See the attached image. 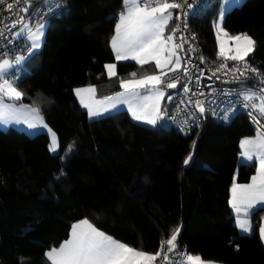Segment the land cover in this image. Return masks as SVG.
<instances>
[{
  "label": "trees",
  "instance_id": "trees-1",
  "mask_svg": "<svg viewBox=\"0 0 264 264\" xmlns=\"http://www.w3.org/2000/svg\"><path fill=\"white\" fill-rule=\"evenodd\" d=\"M56 2L63 12L48 21L40 52L27 60L31 69L11 76L25 93L20 103L39 110L58 148L49 151L46 131L31 136L0 127V264H50L45 252L85 219L141 251L156 253L180 227L177 249L188 254L216 264H264L257 234L264 210L250 217L245 235L229 207L233 177L245 184L256 170L238 159L241 140L256 132L247 116L205 120L186 137L173 127L136 124L125 112L90 121L74 89L94 86L96 98L112 96L122 91L121 79L150 75L152 65L119 63L117 75L106 76L123 0ZM219 12L220 0H203L189 22L209 62L218 59ZM223 29L254 38L247 61L264 73V0H243L226 13Z\"/></svg>",
  "mask_w": 264,
  "mask_h": 264
},
{
  "label": "snow or ice",
  "instance_id": "snow-or-ice-1",
  "mask_svg": "<svg viewBox=\"0 0 264 264\" xmlns=\"http://www.w3.org/2000/svg\"><path fill=\"white\" fill-rule=\"evenodd\" d=\"M47 6L48 12L59 15L55 12V8L59 7L55 0H43ZM35 0H0V6H3L4 11L16 13L23 12L25 15L29 9L34 6ZM242 0H226V5L221 9V18L231 8L238 7ZM187 10H184V9ZM193 3L189 0H123V9L119 14V22L115 28V34L112 36L110 44L115 53L116 61H135L138 65L148 64L150 61L155 62L158 74L142 75L136 79V73L130 75L131 80H120V88L122 91L116 92L112 96H106L102 101H94L100 107L94 108L91 104L84 101L83 93L91 95L95 94V87L88 86L85 88L74 89L77 97L80 98L82 106L88 109L89 118L100 117L104 113H109L111 110L117 109L118 105H127L128 111L132 114L133 120L143 121L150 125H157L166 117V109L161 105V99L167 94L162 90L161 85L168 89H177L180 85L182 71L184 78L188 82L182 85L185 94L191 93L188 96V102L194 104L197 111L204 115L207 109L204 106V101L200 99L192 100V96H204V92H195L190 87L193 81V69L199 75L195 76V82L200 83L201 77L204 75V69L193 64L190 53H194L196 48L188 44V40L181 37V42L176 43L174 37L181 29V25L171 29V33L165 35L166 28L170 22L184 19L183 27L187 28V17L193 15L191 10ZM172 10H182L175 15ZM39 11V9H37ZM10 23L0 27V38L8 39L5 35L10 32L12 40L22 38L28 42L27 53L16 55L14 59H0V121L9 118L16 111L13 106L4 103V97L10 100L20 101L25 95L18 89V77L16 80L9 79L10 69L13 65H22L28 60L31 55L41 48L45 36L47 22L38 24L35 30H32L29 24L25 23L24 15H17L16 19L6 17ZM2 23V21H0ZM22 25L18 31L12 32L17 25ZM217 28V43L219 51L217 58H224V62L220 63L215 69H210L212 76L219 79L217 73L223 75L232 74L231 80H226L225 83H237L245 85L247 81L257 78L260 84H264V73H261L256 67L248 63L247 59L254 52L256 41L247 33L238 34L235 36L225 32L221 27L220 22L214 25ZM27 29V35H24V30ZM220 33L226 39H221ZM195 39V37H193ZM12 40H8L12 43ZM188 44L187 58L181 57L180 52H184V45ZM232 60L238 62L237 66L228 67L227 61ZM201 64L205 63L203 56L199 57ZM239 64L243 66L240 67ZM191 65V68L189 67ZM105 70L111 78L117 75V65L115 63L106 64ZM252 75H249V74ZM171 74V75H169ZM211 79V77H209ZM140 89L147 90V95L141 93ZM240 89L230 90L239 91ZM173 97L167 95V100L171 101ZM245 101L244 106L250 107L252 111L249 113L257 123V135L254 138H244L241 140L242 148V164L246 162L247 166H256V173L251 177V182L247 184L236 183V178L233 177L231 188V198L229 205L236 214V226L244 233L252 231L250 217L256 210H264V126L260 125V119L255 115L259 112L260 116L264 117V87L259 91L255 89H247L243 95ZM183 104L184 101L182 100ZM23 107H27L26 105ZM31 112L35 114L34 118L37 123H32L25 120L29 128L37 127L47 128L42 117H39V110L32 108ZM215 114V111H213ZM225 120L229 116L225 114ZM170 119H175L170 117ZM190 119L196 120L193 114ZM17 123L20 121L17 119ZM184 124L188 125L185 120ZM198 126V125H197ZM190 128L191 125H188ZM51 134V143L49 145L50 152H56L58 142L56 135L52 130L48 129ZM185 131V128H181ZM193 141V148L195 147ZM71 147V146H70ZM193 158L190 152L183 160V165L188 166ZM63 159V158H62ZM64 173L61 172V176ZM60 177H56L58 180ZM180 227H177L166 240H161L160 249L156 253H149L130 247L129 245L113 239L111 236L98 230L87 219L72 225V230L69 239L63 241L59 247H52L45 252V257L50 264H154L158 257L163 254L165 264H213L211 261H204L200 255H191L186 251L180 252L182 259L173 260L168 255L178 247V236ZM260 238L264 241V224L259 228ZM167 245L165 251L164 246Z\"/></svg>",
  "mask_w": 264,
  "mask_h": 264
},
{
  "label": "built area",
  "instance_id": "built-area-1",
  "mask_svg": "<svg viewBox=\"0 0 264 264\" xmlns=\"http://www.w3.org/2000/svg\"><path fill=\"white\" fill-rule=\"evenodd\" d=\"M189 2L193 3V9L189 10L193 15H190L187 17V28L183 27L184 19L176 20V25H181V29L178 33H176V36L174 37V41L176 43L181 42V37H184L188 40V44L193 45L196 48V51L194 53H190L191 59L193 64L198 66L199 68L204 69V75L200 79V83L197 84L195 82V76L199 75L198 72H195L193 69V81L190 84V87L193 91L199 93L204 92V96H192L191 99L194 101L196 99H200L204 101V106L207 109V111L204 113L203 116L197 111L194 104H191L188 102V96L191 95L185 94L183 92L182 85L186 82V78L183 76V72L181 71L179 75L181 76L180 85L177 89H170L166 92L167 95H171L173 99L171 101L167 100V95L164 98V101L162 103V107L166 109V117L163 121L158 122L155 126H169L176 129L180 134L183 136H188L190 133H192L194 130L199 129L203 122L205 120H211L215 122H227L229 121L233 115H235L238 112H241L245 114L250 121V123L253 125L255 131L257 132L258 125L254 122L253 117L249 115V113L252 111L250 107H245V101L243 100V95L247 89H255L257 92L261 88V84L259 83V80L257 78H253L246 82L245 85L237 84V83H225L226 80L232 79V74L229 73L228 75H223L222 73H217V76H219V79L212 76V73L210 69H215L218 67V65L222 62H224V58L221 57L217 59L216 62H209L205 60V63L201 64L199 61V57L202 56L200 53V48L197 43L196 38L193 39L194 35L190 31L189 28V22L192 16L196 14V12L201 8V5L203 4V0H189ZM55 3L56 0H55ZM58 4V3H57ZM59 5V4H58ZM39 9V11H37ZM184 10H187L186 8ZM182 10H176L177 12H180ZM56 13H62L63 8L59 5V7L55 8ZM59 14V15H60ZM17 15H24L25 16V23L29 24L30 28L32 30H35L36 26L38 24L48 22L52 17L58 16L52 13L48 12L47 6L44 4L43 0H35L34 6L29 9V12L27 15L23 12L16 13L8 12L3 10V6H0V27H3L4 24L10 23L9 20H6V17H11V19H16ZM20 28H22V25L18 24L15 29H11L12 32L18 31ZM5 35L8 37V39L0 38V59L2 58H10L14 59L16 55L21 54H28L27 53V42L22 38H17L15 40H12L10 32H6ZM8 40H12V43H9ZM188 44L184 45L185 51L180 52L179 54L181 57L187 58L188 53ZM228 67H234L238 65V62L229 60L227 61ZM240 67H242V64H239ZM191 68V65H189ZM171 75V74H169ZM249 75H252L251 73ZM211 77V79H209ZM165 87L164 85H162ZM240 89L239 91H230ZM184 101L182 104L181 101ZM213 111H215V114H213ZM195 115L197 118L196 120L190 119L192 115ZM227 114L229 116L228 120H225L223 117ZM255 115L257 118L260 119V125L264 126V117L260 116L259 112H256ZM170 117H174L175 119H170ZM187 120L188 125H191L189 128L188 125L184 124L183 122ZM198 125V126H197ZM185 128V131H181V128ZM165 251L167 250V245L164 246ZM186 251L184 248L175 249L172 253H169L171 259H182L180 257V252ZM163 254L161 257L157 258V261L154 262V264H165L163 261Z\"/></svg>",
  "mask_w": 264,
  "mask_h": 264
},
{
  "label": "rangeland",
  "instance_id": "rangeland-1",
  "mask_svg": "<svg viewBox=\"0 0 264 264\" xmlns=\"http://www.w3.org/2000/svg\"><path fill=\"white\" fill-rule=\"evenodd\" d=\"M242 3H243V0H242ZM241 3V4H242ZM226 5V0H220V12H219V16L217 17V20L215 21V23H214V25L217 23V22H220V24H221V27L223 28V23H224V18H225V15H226V13L227 12H229V11H231L233 8H231L229 11H227L225 14H224V16H223V18H221V15H220V13H221V9H222V7L223 6H225ZM239 7V6H238ZM235 8V7H234ZM45 23V22H44ZM47 26H48V22H47ZM21 29V28H20ZM19 29V30H20ZM46 29H47V27H46ZM214 31H215V33H216V35H217V28L214 26ZM27 32H28V30L27 29H25L24 30V35L26 36L27 35ZM45 32H46V30H45ZM221 35H223V33H220ZM26 41V40H25ZM44 41V40H43ZM27 42V41H26ZM27 44H28V42H27ZM43 45V44H42ZM41 48H42V46H41ZM41 48L40 49H38V50H36L32 55H31V57L32 56H35L37 53H39L40 52V50H41ZM23 55H25V56H28V54H23ZM32 66V65H31ZM31 66L29 65V63H27V60L22 64V65H19V66H17V65H13V67H12V69H10L9 71H10V73L12 72V71H14V72H16L17 71V69L18 70H25V71H27V70H30L31 69ZM13 78H15V77H12L11 75L9 76V79H13ZM21 101V100H20ZM20 101H14V100H10V99H8L7 97H4V103L5 104H7V105H11V106H13V108L16 110L15 112H14V114H12L9 118H7V119H5V120H3V121H0V127L2 128V129H4V130H10V131H14V132H21V131H24L25 133H27V134H29V135H35V134H37V133H39V132H44V131H46V132H48L49 133V131H48V127L47 128H43V127H37V128H35V129H32V128H29L28 127V124L27 123H25V120H28V121H30V122H32V123H37V120L34 118V116H35V114H33L32 112H31V109L33 108V107H30V106H28V105H26L27 107L25 108V107H23V106H25L23 103H20ZM38 115H39V117H42L40 114H39V112H38ZM19 120L20 122L19 123H17L16 122V120ZM45 123V122H44ZM257 133V132H256ZM50 134V133H49ZM50 136H51V134H50ZM52 139V138H51ZM52 153H55V152H52ZM240 164H242L241 162H240ZM190 165V164H189ZM188 165V166H189ZM188 166H184V167H188Z\"/></svg>",
  "mask_w": 264,
  "mask_h": 264
},
{
  "label": "crops",
  "instance_id": "crops-1",
  "mask_svg": "<svg viewBox=\"0 0 264 264\" xmlns=\"http://www.w3.org/2000/svg\"><path fill=\"white\" fill-rule=\"evenodd\" d=\"M173 11V13H174V15H175V10H172ZM119 22V16H118V19H117V22H116V25H117V23ZM173 23H174V19L170 22V25L166 28V31H165V35H168V34H170L171 33V26L173 25ZM116 28V27H115ZM174 28V27H173ZM170 30V31H169ZM114 34H115V31H114ZM216 34V33H215ZM220 36H221V39H226L223 35H221L220 34ZM216 43H217V35H216ZM110 49H111V52H112V54H113V56H114V63L117 65V64H119V63H136L135 61H132V60H128V61H116V59H115V53L113 52V50H112V48H111V44H110ZM217 49H218V51H219V48H218V43H217ZM247 59V58H246ZM148 64H151L152 65V74H158V71L159 70H157L156 69V66H155V62L154 61H150ZM116 71H117V69H116ZM105 72H106V70H105ZM152 74H150V75H152ZM106 76L108 77V78H110L109 76H108V74H107V72H106ZM115 76H113V77H111V78H114ZM129 80H131V79H129ZM86 87H88V86H86ZM85 88V87H84ZM162 88V87H161ZM162 90H164L163 88H162ZM140 91H141V93L142 94H144V95H147L148 93H147V90H145V89H140ZM165 91V90H164ZM166 92V91H165ZM83 95V97H84V101H85V103H87V104H91L94 108H97V107H100V105H97V104H95L94 103V101H102L104 98H96V96H95V94L94 95H91V94H88V93H83L82 94ZM75 96H76V98H77V100H78V102L80 103V105L82 106V104H81V100H80V98L79 97H77V95L75 94ZM165 98V97H164ZM164 98H162L161 99V105H162V103H163V101H164ZM85 110H86V112H87V116H88V119L90 120V121H94V120H98V119H101V118H104V117H108V116H112V115H115V114H118V113H122V112H125L126 114H128V116L131 118V120L133 121V122H135L136 124H139V125H142V126H145V127H150V128H154V126L153 125H150V124H147V123H145V122H143V121H137V120H133V118H132V114L128 111V107H127V105H118L117 106V109H119V110H116V109H113V110H111L109 113H104L102 116H100V117H94V118H92V119H90L89 118V115H88V109L86 108V107H84V106H82ZM257 135V133L255 132V135L253 136V137H251V138H254L255 136ZM242 148H241V144H240V153H239V162H242L243 161V157H242V155H241V153H242ZM248 163H250V162H244L243 164H248ZM255 173H256V170H255ZM251 182V178H250V181L248 182V183H250ZM245 184H247V183H245ZM232 188V187H231ZM231 188H230V197H229V200H230V198H231ZM229 207H230V211H231V213L233 214V216H234V218H235V223H236V214L233 212V210H232V208H231V206L229 205ZM80 222V221H79ZM250 222H251V220H250ZM78 223V222H77ZM77 223H75V224H77ZM90 223V222H89ZM262 224H264V218H263V220H262V222H261V225ZM260 225V226H261ZM251 227H252V223H251ZM238 228V227H237ZM71 230H72V227H71ZM71 230H70V233H71ZM238 231L240 232V233H242V234H245V235H250L251 234V232L250 233H244V232H242L239 228H238ZM257 234H258V237L260 238V233H259V230H258V232H257ZM69 236H70V234H69ZM68 239H69V237H68ZM260 240H261V238H260ZM261 242H262V244L264 245V241H262L261 240ZM50 262V261H49ZM213 264H216V263H213Z\"/></svg>",
  "mask_w": 264,
  "mask_h": 264
}]
</instances>
